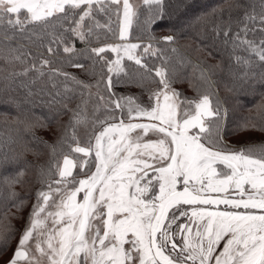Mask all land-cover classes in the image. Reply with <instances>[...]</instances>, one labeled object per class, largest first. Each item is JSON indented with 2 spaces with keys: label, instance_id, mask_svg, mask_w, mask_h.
Listing matches in <instances>:
<instances>
[{
  "label": "snow or ice",
  "instance_id": "6c2138e0",
  "mask_svg": "<svg viewBox=\"0 0 264 264\" xmlns=\"http://www.w3.org/2000/svg\"><path fill=\"white\" fill-rule=\"evenodd\" d=\"M194 3L0 0V264H264V0Z\"/></svg>",
  "mask_w": 264,
  "mask_h": 264
},
{
  "label": "trees",
  "instance_id": "16d2710c",
  "mask_svg": "<svg viewBox=\"0 0 264 264\" xmlns=\"http://www.w3.org/2000/svg\"><path fill=\"white\" fill-rule=\"evenodd\" d=\"M219 0H195L193 7L189 10L188 13L181 15L179 18L173 17L172 20L168 21V26L175 29H180L182 25H186L188 22V18L200 11L204 8H210L212 5L218 3ZM193 33L190 29L185 30L182 33L181 43H185L187 38L192 36ZM79 46V45H78ZM217 55V59H219V54ZM215 63V61H211ZM186 72H190L191 69H186ZM214 79L219 80V83L214 85L213 90L218 91L220 98L224 101V106L229 109V120L230 121H239L241 117L254 115L255 112L252 110V105L259 100V89L256 92L252 90H247L246 93H235L230 92L225 88L226 77L224 74H220L218 77H214ZM178 87H183L187 89V84L178 85ZM188 95H194V93L189 92ZM3 113H8L7 116L3 115ZM17 110L14 105L8 99V96H0V127L4 126V122L7 121L9 125L12 127H16L14 124V117L16 116ZM35 113L37 116L46 115V109H35ZM66 119V118H65ZM36 135L43 136L46 140L51 142L52 136L49 132L43 131L40 129H36ZM21 135L25 137V139L30 138V134H25L23 132V128L21 126ZM253 139L260 140L262 137L259 133H251L249 134ZM28 159H32L31 156ZM17 191H21L17 188ZM23 194V193H22Z\"/></svg>",
  "mask_w": 264,
  "mask_h": 264
}]
</instances>
